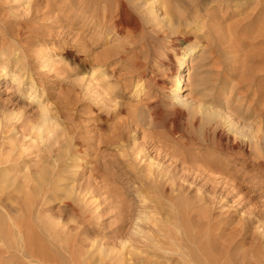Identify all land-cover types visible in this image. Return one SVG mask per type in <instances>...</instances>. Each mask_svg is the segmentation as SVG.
I'll use <instances>...</instances> for the list:
<instances>
[{
    "label": "rangeland",
    "instance_id": "1",
    "mask_svg": "<svg viewBox=\"0 0 264 264\" xmlns=\"http://www.w3.org/2000/svg\"><path fill=\"white\" fill-rule=\"evenodd\" d=\"M163 1L169 2L0 0V40L9 30L28 61L20 66L17 51L0 50V58L11 57L7 68L0 61V147L24 151L28 161L72 138L82 142L86 162L74 192L59 195L54 206L27 198L13 206L3 202L22 225L20 235L0 214L3 242L14 246L28 236L26 251L33 254L12 264H189L185 253L215 246L235 264L264 258L259 221L247 227L255 215L250 210L264 213V0H175L171 22ZM194 7L199 20H185ZM55 47L59 56L41 72V54ZM192 48L197 53L182 69L183 103L177 104L167 90L175 74L171 56ZM81 64L86 72L101 68V84L92 86L100 91L89 94ZM23 67L36 82L32 90ZM44 105L59 124L53 141L36 139ZM210 109L215 122L231 123L251 142L232 150L226 130L218 124L215 133L207 123ZM223 148L228 155L214 160ZM16 251L5 258L23 259Z\"/></svg>",
    "mask_w": 264,
    "mask_h": 264
},
{
    "label": "bare ground",
    "instance_id": "2",
    "mask_svg": "<svg viewBox=\"0 0 264 264\" xmlns=\"http://www.w3.org/2000/svg\"><path fill=\"white\" fill-rule=\"evenodd\" d=\"M69 1V0H68ZM80 1V0H79ZM82 2H84V3H87V1L88 0H81ZM156 1H158V0H156ZM173 1H175V0H169V2H168V4H167V2H165V1H163L164 3L161 5L162 6V8H163V14L164 15H166V16H168L169 18L168 19H166L165 18V20H167V22H171L172 21V19H174L173 17L174 16H176V14H175V10H173ZM90 2H92V1H90ZM172 3V5H170ZM22 4H23V2H22ZM52 4V3H51ZM61 4H63V3H61ZM60 4V5H61ZM66 4V3H65ZM79 4V3H78ZM153 4L155 5L156 3H154L153 2ZM175 4V3H174ZM26 5V4H25ZM83 5V4H82ZM88 5V4H87ZM27 6V5H26ZM179 6V5H178ZM177 6V12H179L180 11V9H178L179 7ZM28 7V6H27ZM58 8H59V6H57ZM61 7V6H60ZM67 7V6H66ZM84 7V6H83ZM149 7V6H148ZM31 8V7H30ZM69 8H70V6H69ZM81 8V7H80ZM61 9V8H60ZM71 9V8H70ZM69 10V9H68ZM72 10V9H71ZM84 10V9H83ZM105 10V9H104ZM140 10V9H139ZM159 10V9H158ZM75 11V10H74ZM78 11V10H77ZM114 11V10H113ZM144 11H145V9H144ZM153 11V10H152ZM160 11V10H159ZM188 11V10H187ZM61 12H62V10H61ZM69 12H72V11H69ZM68 12V13H69ZM108 12V11H107ZM146 12V11H145ZM181 12V11H180ZM179 12V13H180ZM63 13V12H62ZM151 13V12H150ZM154 13H155V11H154ZM154 13H152V14H154ZM157 13V12H156ZM184 13V12H183ZM198 8H197V10L195 9V7H194V9H191V11H189V13L187 14L186 13V19L185 20H187V19H189V20H191L192 18H193V20L194 21H198L199 19H198ZM70 14V13H69ZM90 14V13H89ZM182 14V13H181ZM180 14V15H181ZM58 15V14H57ZM146 15V14H145ZM179 15V16H180ZM61 16V15H60ZM122 16V15H121ZM156 16V15H155ZM178 16V15H177ZM149 17H151L150 15H149ZM149 17H148V19H149ZM160 17V16H159ZM182 18H183V14H182V16H181ZM61 18V17H60ZM179 19V18H178ZM192 21V20H191ZM162 22H164V21H162ZM188 22V21H187ZM20 24H19V26L21 27V28H23L24 26H25V24H27V22L26 21H21V22H19ZM193 23V22H192ZM7 24V23H6ZM5 24V25H6ZM11 24V23H10ZM13 24V23H12ZM117 24V23H116ZM121 25V24H120ZM15 27V26H14ZM150 27V26H149ZM158 27V26H157ZM169 27V26H168ZM9 29H10V27H9ZM162 29V28H161ZM7 30V29H6ZM15 31H17L16 29H14ZM15 31H13V32H15ZM18 32V31H17ZM128 32H130V31H128ZM1 33V32H0ZM132 33V32H131ZM5 35H7L6 37H7V39H4L3 40V42L0 40V42H2V43H0V50H1V48H4L5 49V47L7 48V47H9L10 46V52H9V56H10V54H13V53H15L16 51H17V55H18V57H17V61L18 62H16V64L17 63H21L20 64V66H26V62H28L27 61V58H26V56H25V54H23V53H21V52H18V50L15 48V47H17L15 44V47L12 45V43L13 42H11V36H10V33H9V30H7V31H5V33H4ZM12 34V33H11ZM1 36V35H0ZM1 38H3V37H1ZM4 38H5V36H4ZM14 38H16V37H14ZM12 39V40H14L15 41V39ZM136 41V40H135ZM17 43V42H16ZM18 48V47H17ZM172 48V47H171ZM173 49V48H172ZM175 49V48H174ZM61 50V49H60ZM60 50H59V48L58 47H55L53 50H51V51H47V52H43L42 54H41V58H40V62H41V66L39 67V68H41L40 69V71L41 72H43V73H45L46 71L48 72V71H50V69H49V67H51V66H49L50 65V59L51 58H54V57H58L59 56V54H60ZM20 51V50H19ZM22 51V50H21ZM141 53V52H140ZM163 53H164V55L166 56L167 55V57L169 56V55H171L172 53H171V49H165L164 51H163ZM169 53H171V54H169ZM196 53H197V48H192V49H185L184 51H181V52H178V51H175L174 53H173V55L171 56V57H173V62L175 63V65L173 64V67H174V70H175V74H174V79H172V82H171V84H172V86L171 87H169L167 90L168 91H172L173 92V99L175 100L174 102H176L177 104H180V103H183V101H182V98H183V96L181 95L182 93H183V89H184V75L182 74V69H183V67L186 65V64H188L187 63V60L188 59H191V57H193V56H195L196 55ZM4 54V53H3ZM103 54V53H102ZM6 55V54H5ZM8 55V54H7ZM3 56V55H2ZM1 56V58H0V61H2V62H4V64L6 65L5 67L7 68V66H8V64H10V62H11V57H2ZM83 56H84V54H83ZM114 56V55H113ZM100 57V56H99ZM164 57V56H163ZM101 58L102 59H107V55L105 54H103L102 56H101ZM101 59V60H102ZM100 60V61H101ZM167 60V59H166ZM105 61H108V59L107 60H105ZM138 61V60H137ZM164 61V60H163ZM52 63V62H51ZM65 63H67V62H65ZM96 63V62H95ZM1 64H3V63H1ZM133 64V63H132ZM29 65V64H28ZM55 65V64H54ZM90 65V64H89ZM19 65H18V67H20ZM80 66V69H81V71L82 72H85V74L86 73H88V75H87V81H88V85L86 86L87 87V90L89 91V94H90V92L93 94V93H95L92 89H94V88H92V86H94L95 87V82H99L98 80H102L101 78H103V76H101L100 74H101V72H100V70L99 69H101V68H95V67H92V69H90V70H88L87 72L86 71H83V68H84V65L83 64H81V65H79ZM18 67H16L15 69H18ZM28 67V66H27ZM55 67V66H54ZM54 67H52V70H53V68ZM58 67V66H57ZM69 67V66H68ZM98 67V66H97ZM24 69H22V71L24 72V74H23V78L25 79V78H27V80H29V81H31L32 83H31V90L35 87V85H36V82L33 80L32 81V75H30L31 73H29V71H28V69H26L25 67H23ZM59 68V67H58ZM55 69V68H54ZM69 69V68H68ZM1 70V69H0ZM4 70H7V69H4ZM21 70V69H20ZM57 70L58 69H56V71H54L53 70V73L54 72H56L57 73ZM20 72V71H19ZM22 72V73H23ZM31 72V71H30ZM51 73V72H50ZM21 74V73H20ZM251 74H253V73H251ZM48 75H50V74H48ZM56 76V75H55ZM85 76V75H84ZM83 77V76H82ZM252 77V76H251ZM34 78V77H33ZM106 78V77H105ZM19 79H20V77L19 78H15L14 80H13V83L14 84H16L18 81H19ZM103 80H105V79H103ZM252 80H254V79H251V81ZM250 81V82H251ZM86 82V81H85ZM100 83V82H99ZM38 84V83H37ZM86 84V83H85ZM101 84V83H100ZM170 85V84H169ZM99 85H96V87H98ZM139 86V85H138ZM19 87V86H18ZM85 87V88H86ZM142 87V86H141ZM84 88V89H85ZM41 89V88H40ZM111 89V88H110ZM86 90V89H85ZM94 90H96V92H98V90H99V88H95ZM101 90H102V88H101ZM93 91V92H92ZM100 91V90H99ZM110 91V90H109ZM45 92V91H44ZM86 93L88 94V92L86 91ZM43 94V93H42ZM172 94V93H171ZM91 95V94H90ZM31 96H33V95H31ZM101 96H104V95H101ZM256 96V95H255ZM40 97V96H39ZM103 98V97H102ZM98 100V99H97ZM100 100V99H99ZM103 99H101L100 101H102ZM104 100H109V99H105L104 98ZM99 102V101H98ZM43 104V103H42ZM174 104V103H173ZM175 105V104H174ZM42 107V106H41ZM44 107H47L46 105H44L43 106V109L41 110V111H43L44 113H42L43 114V116H41L42 118V120H41V122H40V124L39 125H37V131H39L38 133L39 134H37V136H36V139H38V141L39 140H41V141H43L45 138H48V139H45L46 141H53V138H54V136H56L55 135V133H58V131H59V124H54V119H53V116L52 117H50V115H49V111H48V109H46V108H44ZM210 108V107H209ZM208 107H207V109H209ZM41 109V108H40ZM203 109V108H202ZM50 110V109H49ZM53 111V110H52ZM209 110H207V112H208ZM210 113V115H209V117L208 118H206L207 119V123H209L210 124V126L211 127H215L214 129H215V133L217 132V130L219 129L218 128V124H220L221 126H222V128H223V130L225 129L226 130V137H225V133L223 134L224 135V137H225V140L227 141V145L228 146H230V144H231V146H232V150L234 149V148H238L241 144H244V143H247V142H249L250 140L248 139V140H246L245 138V136H243V134H240V133H238L236 130L238 129H234L235 127H233V125L231 124V123H227L226 121H220V119H218V121H216L215 122V120H216V118H218L217 116H216V114L214 113V111H211V109H210V111H209ZM52 113V112H51ZM56 113H58V112H56ZM201 115L203 114V116H204V113L203 112H201L200 113ZM54 115V114H53ZM56 115H58V114H56ZM55 115V116H56ZM200 115V116H201ZM39 117V116H38ZM205 117V116H204ZM202 118V117H201ZM203 119V118H202ZM201 119V120H202ZM222 119H224V118H222ZM221 119V120H222ZM200 120V121H201ZM204 120V119H203ZM40 121V120H39ZM33 125V124H32ZM64 125V124H63ZM199 126H200V124H199ZM61 127V126H60ZM29 128V127H28ZM209 128V127H208ZM9 129V128H8ZM13 129V128H12ZM207 129V128H206ZM211 129V128H210ZM61 130V129H60ZM243 130V129H242ZM16 131H18V130H16ZM26 132H29L28 130L26 131ZM64 132H66V133H68V132H70V131H68L67 129H65V131ZM191 132V131H190ZM11 133V132H10ZM33 133V132H32ZM31 133V134H32ZM35 133V132H34ZM192 133V132H191ZM203 133V132H202ZM238 133V134H237ZM244 133V132H243ZM6 134V133H5ZM4 134V135H5ZM20 134H21V132H20ZM206 134V133H205ZM204 134V135H205ZM3 135V136H4ZM9 135V134H8ZM29 135V134H28ZM35 136V135H34ZM63 136V135H62ZM65 136V135H64ZM67 136H69L68 134H67ZM222 136V135H221ZM7 137V136H6ZM17 137H18V135H17ZM25 137V136H24ZM29 137H31V136H29ZM59 137V136H58ZM69 137H71V136H69ZM231 138H234V140H233V143H230L231 142ZM16 139V138H15ZM33 139V138H32ZM31 140V139H30ZM57 140V139H56ZM66 140V139H65ZM73 139L72 138H69V142L66 144V145H64L65 147L64 148H62L61 146V148L60 149H58L57 150V152H53V150H52V152L50 151V153L48 154V155H43V156H41V154L39 155V152H38V154H37V156H35L36 158L35 159H30V160H25V158H27V156L24 158V156H23V153L22 152H24V151H22V152H18L17 150H16V148H9L8 149V146L6 145V147H5V145H3V146H1L0 147V214H1V216L2 215H7L6 216V218L7 219H9L8 221H6L5 220V222H7V223H5V225L7 224V226L9 227V228H12V226H13V228L12 229H16L18 232H19V234H20V232H21V227H22V225L21 224H18L17 223V221L16 220H14V219H12L13 217L12 216H10L8 213H9V211H8V209H7V207H8V205L9 204H12V206L14 205V202L17 204V201H20L21 199H24V198H27V199H29V200H31L33 203H35V204H37V205H41L42 203H49V205H53V203H55V201H57L59 198V195H61V196H64V197H66V199L67 198H69L70 196H71V194L74 192V180H75V178H77L78 176V172H79V170L78 169H80L81 167H84L85 165H86V162L84 161V160H82V157L83 156H85V152L82 150V142H80L79 140L78 141H75V142H73L72 141ZM6 141V140H5ZM4 141V142H5ZM10 141V140H9ZM58 141V140H57ZM68 141V140H67ZM208 142V141H207ZM251 142V141H250ZM44 143V142H43ZM52 143V142H51ZM60 143V142H59ZM6 144V143H5ZM40 144V143H39ZM58 144V143H57ZM21 145H22V143H21ZM25 145V144H24ZM53 146V145H52ZM39 147V146H38ZM41 147V146H40ZM59 147V146H58ZM21 148V147H20ZM24 148H26L25 146L23 147V149ZM32 149V148H31ZM48 149V148H47ZM46 149V150H47ZM224 149V148H223ZM228 149L229 148H225L222 152H221V154L219 155V156H217L214 160H218V159H220L222 156H226V155H228ZM33 150H34V148H33ZM41 150V149H40ZM39 151V150H38ZM27 152H30V151H27ZM45 152V151H44ZM30 154V153H29ZM32 155H34V154H32ZM138 155V154H137ZM87 156V155H86ZM185 157V156H184ZM31 158V157H30ZM34 158V157H33ZM136 160V159H135ZM213 161V160H212ZM211 161V162H212ZM34 162V165L32 166L31 164ZM206 162V161H205ZM209 162V161H208ZM258 162V161H257ZM210 163V162H209ZM39 165V166H38ZM149 166V165H148ZM151 166V165H150ZM83 169V168H82ZM81 171V170H80ZM92 172V171H91ZM152 172V171H151ZM148 173V172H147ZM20 174H22V176L20 175ZM152 176V175H151ZM158 181V180H157ZM77 182V181H76ZM260 186V185H259ZM259 189V188H258ZM258 189H255V190H258ZM77 191V190H76ZM260 193H261V191H260ZM262 193H264V191L262 192ZM261 195V194H260ZM263 195V194H262ZM261 195V196H262ZM26 199V200H27ZM60 200V199H59ZM3 202H8V205H3ZM23 203V202H22ZM26 203V202H25ZM58 202H56V204H57ZM71 203V202H70ZM15 204V205H16ZM18 204H21V203H18ZM7 206V207H6ZM27 206V205H26ZM33 206V205H32ZM54 206V205H53ZM263 206V205H262ZM22 207V206H21ZM50 207V206H49ZM261 208L262 207H259V210H261ZM22 209V208H21ZM254 209H257V208H254ZM262 210H263V208H262ZM17 211H19V210H17ZM255 212V213H253V215H254V219L252 220L251 218H252V214H251V212ZM249 212V214H251L250 215V219H251V221H248V225H247V227L248 226H251L254 222H257V221H259V227H258V229L259 230H261L262 232H261V236L263 237V238H261L260 237V235L258 234V233H256V234H258V238L260 237L261 239H264V213L261 211H258V212H256L255 210H250ZM248 214V215H249ZM16 217V216H15ZM6 218H4V219H6ZM3 219V220H4ZM25 219V218H24ZM23 219V220H24ZM149 219V218H148ZM249 219V218H248ZM2 220V219H1ZM247 221H245V222H247ZM4 222L3 221H0V227L2 226V225H4L3 224ZM21 223V222H20ZM245 224H247V223H244V226H245ZM257 224V223H256ZM31 226V225H30ZM33 226V225H32ZM31 226V227H32ZM37 226V225H36ZM243 226V227H244ZM4 227V226H3ZM34 227V226H33ZM242 227V226H241ZM25 228V227H24ZM36 228V227H35ZM48 228V227H47ZM251 228H253V227H251ZM29 230H30V228H28ZM33 229V228H32ZM243 229H245V227L243 228ZM23 230H25V229H23ZM251 229H249V231H250ZM5 230H3V234L5 233L4 232ZM236 231V230H235ZM244 231V230H243ZM26 232V231H25ZM47 232V231H46ZM49 232V231H48ZM239 232V231H238ZM259 232V231H258ZM2 233H0V249H2V250H0V258L2 259H0V263H8V264H12V263H24V260L25 259H27L28 257H30L31 255H33V254H29L26 250H27V244L30 242L29 240H30V238L27 236V237H25L24 236V238L23 239H19V240H17V241H14V246L13 245H10V244H8V243H4L3 242V237H4V235H2ZM26 233H28V232H26ZM30 233V232H29ZM54 233V232H53ZM211 232H209V234H210ZM236 233V232H235ZM243 233V232H242ZM260 233V232H259ZM18 234V235H19ZM22 234V233H21ZM20 234V235H21ZM55 234V233H54ZM250 234H251V231H250ZM249 234V235H250ZM242 235V234H241ZM255 235V234H254ZM6 236V235H5ZM8 236V235H7ZM11 236H12V234L9 236L10 237V239H11ZM30 236H31V233H30ZM210 236V235H209ZM212 236V235H211ZM256 236V235H255ZM254 236V237H255ZM8 237V238H9ZM17 237V236H16ZM21 237H23V236H21ZM53 237H54V235H53ZM253 237V236H252ZM5 238V237H4ZM7 238V237H6ZM20 238V237H19ZM33 238V236L31 237V239ZM9 239V240H10ZM18 239V238H17ZM56 239V238H55ZM214 239V238H213ZM216 239V238H215ZM218 239V238H217ZM250 239V238H249ZM252 239H256V238H252ZM7 240V239H6ZM8 240V241H9ZM257 240H259V239H257ZM256 240V242H258ZM5 241V240H4ZM34 241V240H33ZM209 241H210V239H209ZM213 241V240H212ZM212 241H211V243H212ZM215 241V240H214ZM218 241V240H217ZM216 241V242H217ZM250 241V240H249ZM253 241V240H252ZM6 242V241H5ZM31 242H32V240H31ZM35 242H36V240H35ZM216 242H214V243H216ZM220 242V241H219ZM231 242V241H230ZM260 242H261V240H260ZM259 242V243H260ZM13 243V242H12ZM34 243V242H33ZM205 243V242H204ZM207 243V242H206ZM224 243H226V242H224ZM236 243V242H235ZM251 243V242H250ZM254 243V242H253ZM214 245V244H213ZM216 245H217V243H216ZM261 245V244H260ZM262 245H263V243H262ZM21 246V248H20V250H18L17 248L18 247H20ZM182 246V245H181ZM180 246V247H181ZM205 246V245H204ZM215 246V245H214ZM230 246H232V245H230ZM257 246H259L258 245V243H257ZM257 246H254L255 248L257 247ZM177 247V246H176ZM216 247V248H215ZM215 247H210L208 250H206V252L203 254V253H201V252H188V253H185L186 254V256L185 257H183L184 259L185 258H188V260L186 261V263H189V264H220L221 263V260L222 259H224L225 260V264H227V263H231V264H233V262L234 261H232V262H230V260H232V258L230 257L231 256V254H230V256L229 255H227V256H229L230 258V260H228L227 258H225L226 256L225 255H223L224 254V250H220V249H217V246H215ZM218 247H219V244H218ZM220 247H221V245H220ZM263 248H264V246H262ZM262 247H261V249H262ZM12 248L13 249H15V251L16 252H18V253H20L21 255H22V257H23V259H18V258H13V257H11L10 259L9 258H5V254L7 253V252H10L11 250H12ZM254 248V249H255ZM182 249V248H181ZM186 249V248H185ZM206 249V248H205ZM30 250V249H29ZM34 250V249H33ZM36 250V249H35ZM105 250V249H104ZM179 250V249H178ZM193 249H191V251H192ZM201 250V249H200ZM257 250H258V247H257V249H256V252H257ZM175 251V250H174ZM177 251V250H176ZM203 251V250H202ZM31 253H32V251H30ZM36 252V251H35ZM187 252V251H186ZM178 253V252H177ZM225 253H226V251H225ZM259 253V252H258ZM8 254V253H7ZM179 254V253H178ZM182 254V253H181ZM185 254H183V255H185ZM260 254H262L261 252H260ZM10 255V254H9ZM183 255H181V256H183ZM256 255V254H255ZM119 256V255H118ZM260 257V255L259 254H257V256L256 257ZM262 256V255H261ZM264 256V255H263ZM16 257H18V256H16ZM35 257V256H34ZM258 257V258H259ZM33 258V257H32ZM39 258V257H38ZM15 259H16V261H15ZM29 259V258H28ZM119 259H121V258H119ZM118 259V260H119ZM254 259V258H253ZM113 260V259H112ZM117 260V259H116ZM182 260V259H181ZM223 260V261H224ZM115 261V260H114ZM121 261V260H120ZM178 261V260H177ZM176 261V262H177ZM183 261V260H182ZM255 262H253L254 264L255 263H257V264H264V258L262 257L261 259L259 258V259H255L254 260ZM100 262V261H99ZM117 261H115V263H116ZM121 262H123V261H121ZM101 263V262H100ZM120 263V262H119ZM184 263V262H183ZM122 264V263H121ZM124 264V263H123ZM185 264V263H184ZM234 264H235V262H234Z\"/></svg>",
    "mask_w": 264,
    "mask_h": 264
}]
</instances>
